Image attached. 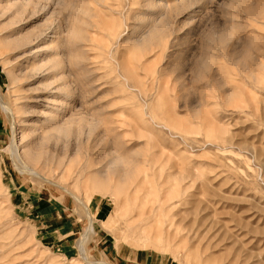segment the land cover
Returning a JSON list of instances; mask_svg holds the SVG:
<instances>
[{
    "label": "rangeland",
    "instance_id": "rangeland-1",
    "mask_svg": "<svg viewBox=\"0 0 264 264\" xmlns=\"http://www.w3.org/2000/svg\"><path fill=\"white\" fill-rule=\"evenodd\" d=\"M0 264H264V0H0Z\"/></svg>",
    "mask_w": 264,
    "mask_h": 264
},
{
    "label": "bare ground",
    "instance_id": "bare-ground-1",
    "mask_svg": "<svg viewBox=\"0 0 264 264\" xmlns=\"http://www.w3.org/2000/svg\"><path fill=\"white\" fill-rule=\"evenodd\" d=\"M159 4H161V1H160ZM12 141H13V140H12ZM12 146H13V144H12ZM9 147H10V146H9ZM15 148H16V147H15ZM10 149H11V148H10ZM10 149H9V150H10ZM14 152H15V151H13V153H14ZM15 153H16V152H15ZM15 153H14V154H15ZM18 154H19V153H18ZM16 155H17V154H16ZM16 158H17V157H16ZM20 158H21V157H20ZM17 159H19V158H17ZM19 160H20V159H19ZM19 160H18V161H19ZM19 165H20V166H24V167L29 168V167H28L25 163H23L21 160H20ZM29 170H31V169H29ZM33 172H34V171H33ZM89 220H90V219H89ZM87 228H88V227H87ZM90 229H92V228H90ZM90 231H91V230H90ZM80 247H82V246H80ZM82 249H83V248H82Z\"/></svg>",
    "mask_w": 264,
    "mask_h": 264
}]
</instances>
